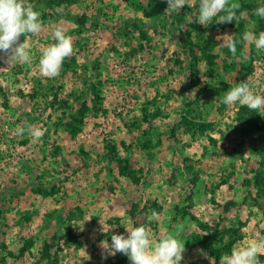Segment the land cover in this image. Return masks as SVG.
Here are the masks:
<instances>
[{"label": "rangeland", "instance_id": "obj_1", "mask_svg": "<svg viewBox=\"0 0 264 264\" xmlns=\"http://www.w3.org/2000/svg\"><path fill=\"white\" fill-rule=\"evenodd\" d=\"M27 2L42 20L28 36L31 64L0 61V264H131L120 253L102 259L99 245L140 224L155 239L182 225L180 264H219L234 246L264 238V116L240 121L247 106L221 103L246 79L264 94V52L243 43L241 63L217 38L258 36L264 0H238L239 28L196 23L200 0L179 14L167 0ZM58 25L74 51L47 78L39 59ZM25 124L42 137L17 135ZM153 211L159 219L149 222ZM201 224L235 226L238 237L228 251L230 240L211 243ZM54 236L51 260L38 262Z\"/></svg>", "mask_w": 264, "mask_h": 264}, {"label": "clouds", "instance_id": "obj_2", "mask_svg": "<svg viewBox=\"0 0 264 264\" xmlns=\"http://www.w3.org/2000/svg\"><path fill=\"white\" fill-rule=\"evenodd\" d=\"M185 5L193 7L189 0H167L165 10L179 14ZM240 7L238 0H200L195 22L207 28L214 18L218 24L238 21L237 11ZM255 15L264 19V5L255 9ZM41 28V13L35 10L32 3L27 0H0V61L7 66L30 65L32 56L28 36L38 34ZM53 35L55 42L42 49L39 59V71L47 78L58 77L64 60L74 51L72 38L66 34V29L62 25L54 29ZM21 36L24 37L22 42ZM217 38L222 40L221 47L226 48L232 57L241 63L246 62L249 57L247 54L237 56L238 43H253L258 52H264V31H260L257 36L246 30L240 41L230 34H223ZM261 86L259 81L249 79L241 81L226 91L221 103L224 105L238 103L240 107L247 106L249 110L264 116V94H258L254 90ZM16 134L40 139L43 132L39 128L25 124L17 127ZM147 219L149 222L158 221L159 214L153 211ZM83 224L80 225L81 229ZM102 225L101 230L107 233L104 231V224ZM124 227L127 235L113 233L110 244L107 240L100 242L102 259L106 260L109 256L114 257L120 253L127 256L131 264H180L185 251V242L178 238L180 231L183 230L182 225L177 226V231L167 233L158 239L153 238L149 227L144 224ZM261 256H264V238L250 239L246 244L234 246L230 255L221 256L219 264H261Z\"/></svg>", "mask_w": 264, "mask_h": 264}, {"label": "trees", "instance_id": "obj_3", "mask_svg": "<svg viewBox=\"0 0 264 264\" xmlns=\"http://www.w3.org/2000/svg\"><path fill=\"white\" fill-rule=\"evenodd\" d=\"M240 20H239V23L236 26H235V24H236V21L235 20L232 21L231 23H227V24H223V25L224 26H231V27L234 26V27H238L239 28V27L244 26V22L242 20L241 21ZM193 23L195 25V22H193ZM235 39L237 41H240L241 38H235ZM205 41H206V43L208 45V48H209V46L210 47L213 46L215 39L213 37H208L207 39H205ZM243 43L244 42L238 43V45H237V52L241 53L240 52V49H241L240 47H242ZM225 50H226L225 53L228 56H231L232 57L231 53L226 48H225ZM239 53H237V54H239ZM205 56L207 58H209V60L213 64H215L214 63V60H215L216 54H213L212 55L210 52H207L205 54ZM73 59H75V57ZM68 62L69 61H67V62L64 61V66H66L68 64ZM256 115H257L256 114V111H253V110L248 111V109L246 110L245 108H242L240 110V112L238 113V119H240V121H251V120H253V122L257 123V119H256L257 116ZM242 119H244V120H242ZM72 131H73V133H76L77 130H76V128H73ZM122 166H123V171H126L127 172L126 175L132 176V177H134L133 179L136 180V178H137L136 172L134 170H131V169L127 168L124 165H122ZM3 216H4V214L2 212V209H0V217H3ZM201 225L209 233L208 235L205 234L202 237H204V239H206V240H210L211 243L218 242V241L226 242V241L230 240V244H228V247H229L228 248V251L231 248L230 245H232L233 241H235L237 239V237H238V229L235 226H230L229 228H223L221 230H217V231L212 232L211 229L207 226V224H201ZM204 239L202 238L200 242L203 243V240ZM58 240H59L58 236H54L53 239L50 238V240H47L45 242V244L43 245L42 249L39 250L40 257H39L38 262H41V259L42 258L43 259H49V260H51V256L52 255H51V250L50 249L55 246V244H56V242H58ZM197 243L200 244L199 242H197ZM225 249H227V248H225ZM216 251H218V250L215 249L212 252H216ZM221 254H223V253H221Z\"/></svg>", "mask_w": 264, "mask_h": 264}]
</instances>
